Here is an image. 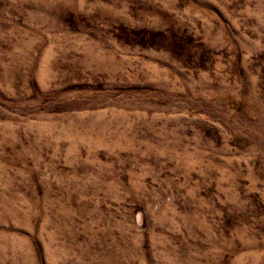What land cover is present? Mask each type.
Instances as JSON below:
<instances>
[{
  "label": "rangeland",
  "instance_id": "374dc122",
  "mask_svg": "<svg viewBox=\"0 0 264 264\" xmlns=\"http://www.w3.org/2000/svg\"><path fill=\"white\" fill-rule=\"evenodd\" d=\"M0 264H264V0H0Z\"/></svg>",
  "mask_w": 264,
  "mask_h": 264
}]
</instances>
